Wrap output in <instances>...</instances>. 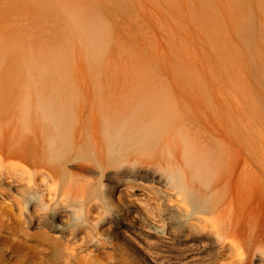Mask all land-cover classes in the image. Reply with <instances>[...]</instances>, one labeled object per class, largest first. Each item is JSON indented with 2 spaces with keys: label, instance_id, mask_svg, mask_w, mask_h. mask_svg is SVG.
Wrapping results in <instances>:
<instances>
[{
  "label": "rangeland",
  "instance_id": "obj_1",
  "mask_svg": "<svg viewBox=\"0 0 264 264\" xmlns=\"http://www.w3.org/2000/svg\"><path fill=\"white\" fill-rule=\"evenodd\" d=\"M58 1L0 0V56L4 55L0 65H20L23 57L42 54L43 47L53 55L66 47L69 78L61 83L72 88L65 103L68 115H239V146L245 148L251 135L252 145L264 150V0H62L95 15L103 32L96 61L83 28L65 20L53 5ZM37 61L31 67L35 82L57 84V74L42 75L43 61ZM58 93L63 97V90ZM206 128L216 132L222 120L209 116ZM156 149L142 152H150L144 155L143 163H147L143 166L158 172ZM85 159L73 160L68 171L78 178L97 180V163ZM141 182L114 173L104 179L105 186L84 194L90 202L82 201L83 195L65 198L62 230L66 238L76 233V244L89 248L72 256L58 231L31 224L40 214L48 222L49 213L28 209L25 195L16 192L22 211L13 208L14 214L0 218V264L222 262L217 244L190 240L188 234L194 232L190 224H185L182 234H188L182 240L162 233L158 216L166 214L169 203L159 201L162 189L149 187L147 180ZM119 184L139 203L130 207L131 214L130 208L126 212L125 206L106 204L104 192ZM89 203L90 213L86 210ZM109 209L128 224L117 229L118 220ZM98 236L103 240L99 245ZM251 264L259 263L252 260Z\"/></svg>",
  "mask_w": 264,
  "mask_h": 264
},
{
  "label": "bare ground",
  "instance_id": "obj_2",
  "mask_svg": "<svg viewBox=\"0 0 264 264\" xmlns=\"http://www.w3.org/2000/svg\"><path fill=\"white\" fill-rule=\"evenodd\" d=\"M53 5L66 21L83 28L90 55L97 59L95 50L103 32L95 15L62 0ZM245 37L249 38V33ZM61 49L53 55L43 47L39 50L42 54L23 57L20 65H0V218L11 216L13 208L22 211V200L16 194L21 192L28 209L49 213L48 222L40 214L31 224L58 231L69 256L87 251L88 246L76 244V233L70 231L66 238L62 230L65 198L83 195L82 201L87 198L90 202L89 196L84 197L90 189L105 186L104 179L111 174H124L163 190L162 200L160 196L158 199L169 203L170 208L158 216L162 233L182 240L188 234H182L183 228L190 224L194 230L188 234L190 240L207 239L217 244L219 264H251L252 260L264 264V150L252 145L251 135L245 148L239 146V115H68L65 103L72 88L61 83L69 78L64 58L67 49ZM17 59L21 60L19 53ZM37 59L43 61L42 75L57 74V84L35 82L31 67ZM257 67L261 68L260 64ZM209 116L222 120L220 130L208 131ZM149 148H158V172L143 166ZM145 150H149L147 154L142 153ZM77 158L97 163V180L78 178L68 171L67 165ZM124 188L119 184L104 192L105 201L113 207L125 206L129 212L139 203L130 199L132 193ZM139 192L144 195L145 191ZM90 204L86 205L88 213L93 208ZM111 212L110 216L118 220L117 229L128 224L122 215ZM59 238L56 240L62 244ZM97 238L99 245L103 240Z\"/></svg>",
  "mask_w": 264,
  "mask_h": 264
}]
</instances>
